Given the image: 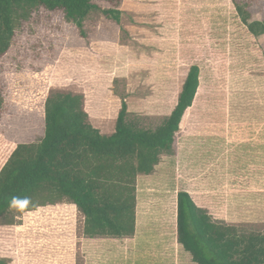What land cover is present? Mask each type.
<instances>
[{"label":"rangeland","instance_id":"1","mask_svg":"<svg viewBox=\"0 0 264 264\" xmlns=\"http://www.w3.org/2000/svg\"><path fill=\"white\" fill-rule=\"evenodd\" d=\"M94 3L121 10V26L96 14L81 32L61 13L43 10L22 23L0 59V170L17 145L43 136L45 101L53 92L84 95L92 125L111 135L123 98L132 120L161 123L198 66L200 87L180 125L176 155L139 177L135 237L84 238L83 217L63 205L26 214L20 226L0 221V258L195 264L177 239L180 191L217 220L264 230V34L248 32L232 0ZM249 11L264 21V0Z\"/></svg>","mask_w":264,"mask_h":264},{"label":"trees","instance_id":"2","mask_svg":"<svg viewBox=\"0 0 264 264\" xmlns=\"http://www.w3.org/2000/svg\"><path fill=\"white\" fill-rule=\"evenodd\" d=\"M258 0H232L241 23L254 37L264 34L249 8ZM61 13L81 32L96 14L122 24L119 9H102L94 0H0V59L11 49L23 22L40 11ZM200 87V68L192 66L171 114L146 126L128 111L123 98L111 135L96 129L82 94L53 92L44 106V133L17 145L0 170V221L20 226L12 196H28L31 211L72 205L84 219V238L121 240L137 234L138 179L152 175L164 157L176 155V140ZM5 104L0 91V111ZM138 120V121H137ZM24 217V216H23ZM178 243L195 264H264V230L215 219L187 191L177 195ZM12 260L0 258V264Z\"/></svg>","mask_w":264,"mask_h":264},{"label":"clouds","instance_id":"3","mask_svg":"<svg viewBox=\"0 0 264 264\" xmlns=\"http://www.w3.org/2000/svg\"><path fill=\"white\" fill-rule=\"evenodd\" d=\"M33 202L30 197L28 196H12L8 203V208L10 211L14 210L15 213H19L16 215V219H23V216L26 211H31V206Z\"/></svg>","mask_w":264,"mask_h":264},{"label":"crops","instance_id":"4","mask_svg":"<svg viewBox=\"0 0 264 264\" xmlns=\"http://www.w3.org/2000/svg\"><path fill=\"white\" fill-rule=\"evenodd\" d=\"M60 206H63V205H59V207ZM64 206H68V205H64ZM69 206H72V205H69ZM56 207H58V206H50V207H47V208H56ZM47 208H41V209H39V210H42V209H47ZM38 210V211H39ZM37 212V211H36ZM29 213H35V212H29ZM29 213H27V214H29ZM23 222H24V219H23ZM12 227H15V226H12ZM9 259H11V258H9ZM12 260V259H11ZM11 264H12V262H11Z\"/></svg>","mask_w":264,"mask_h":264}]
</instances>
